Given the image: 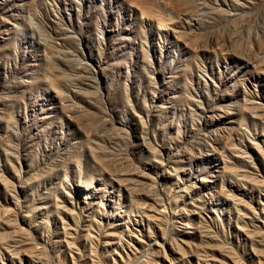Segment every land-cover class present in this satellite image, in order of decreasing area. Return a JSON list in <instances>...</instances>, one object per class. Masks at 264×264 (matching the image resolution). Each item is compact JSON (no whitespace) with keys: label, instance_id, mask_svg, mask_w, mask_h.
<instances>
[{"label":"rangeland","instance_id":"rangeland-1","mask_svg":"<svg viewBox=\"0 0 264 264\" xmlns=\"http://www.w3.org/2000/svg\"><path fill=\"white\" fill-rule=\"evenodd\" d=\"M0 264H264V0H0Z\"/></svg>","mask_w":264,"mask_h":264},{"label":"bare ground","instance_id":"bare-ground-1","mask_svg":"<svg viewBox=\"0 0 264 264\" xmlns=\"http://www.w3.org/2000/svg\"><path fill=\"white\" fill-rule=\"evenodd\" d=\"M158 245V244H157Z\"/></svg>","mask_w":264,"mask_h":264}]
</instances>
